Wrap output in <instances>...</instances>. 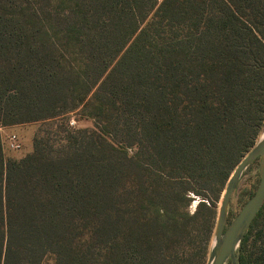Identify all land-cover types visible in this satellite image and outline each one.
Instances as JSON below:
<instances>
[{
    "label": "trees",
    "instance_id": "trees-1",
    "mask_svg": "<svg viewBox=\"0 0 264 264\" xmlns=\"http://www.w3.org/2000/svg\"><path fill=\"white\" fill-rule=\"evenodd\" d=\"M71 114L93 129L0 141V264H197L263 120L264 0H0V129Z\"/></svg>",
    "mask_w": 264,
    "mask_h": 264
},
{
    "label": "rangeland",
    "instance_id": "rangeland-1",
    "mask_svg": "<svg viewBox=\"0 0 264 264\" xmlns=\"http://www.w3.org/2000/svg\"><path fill=\"white\" fill-rule=\"evenodd\" d=\"M66 124V132H72V130H83V129H93L94 123L88 119H80L77 115H70L68 119L61 122L59 120L54 121H43L29 124H21L10 126L6 128L0 129V141L2 146V153L5 159L19 160L26 155L30 154L33 148L34 138H47L49 141L53 143L61 144L63 143V138L66 136V132H60L56 130L59 125L64 126ZM257 131V127H256ZM14 136V140H16L17 148H10L9 140L10 137ZM264 136V116L261 122L260 127H258L257 135L254 138V142L257 141ZM249 149V148H248ZM128 154L131 155L134 150L127 149ZM244 155V154H242ZM243 157V156H242ZM241 159V158H239ZM229 176V175H228ZM227 176V177H228ZM226 181L223 185L218 186L216 191V199L212 200L214 203V214L210 218V225L214 227L216 212L219 205L220 197L222 195L224 186L226 185ZM259 183V175H258V164L257 160L251 163L242 176L240 177L227 206V217L225 226H227L234 216L240 211L245 202L254 194ZM191 202L188 206V212L190 214L196 211L199 202L206 203V197L190 195ZM207 205V204H206ZM199 225L195 224L194 231H198ZM213 243V234L208 240V247L204 254V257L200 259L197 264H205L208 258L209 250ZM239 248V247H238ZM237 248V250H238ZM237 256V253H236ZM42 264H52V260L47 258ZM226 264H229L227 262Z\"/></svg>",
    "mask_w": 264,
    "mask_h": 264
},
{
    "label": "water",
    "instance_id": "water-1",
    "mask_svg": "<svg viewBox=\"0 0 264 264\" xmlns=\"http://www.w3.org/2000/svg\"><path fill=\"white\" fill-rule=\"evenodd\" d=\"M257 160L259 183L231 222L225 226L230 197L246 168ZM264 204V136L242 157L230 173L220 197L213 230V243L206 264H238L237 248Z\"/></svg>",
    "mask_w": 264,
    "mask_h": 264
},
{
    "label": "built area",
    "instance_id": "built-area-1",
    "mask_svg": "<svg viewBox=\"0 0 264 264\" xmlns=\"http://www.w3.org/2000/svg\"><path fill=\"white\" fill-rule=\"evenodd\" d=\"M10 142H9V144H10V148H17V146L18 145H16L17 144V142H16V140H14V136H12V137H10V140H9Z\"/></svg>",
    "mask_w": 264,
    "mask_h": 264
}]
</instances>
